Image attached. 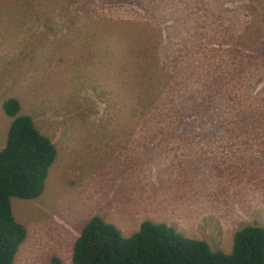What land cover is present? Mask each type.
Instances as JSON below:
<instances>
[{"label":"rangeland","instance_id":"rangeland-1","mask_svg":"<svg viewBox=\"0 0 264 264\" xmlns=\"http://www.w3.org/2000/svg\"><path fill=\"white\" fill-rule=\"evenodd\" d=\"M10 97L58 148L14 264H73L95 215L225 252L264 226V0H0V149Z\"/></svg>","mask_w":264,"mask_h":264},{"label":"trees","instance_id":"trees-1","mask_svg":"<svg viewBox=\"0 0 264 264\" xmlns=\"http://www.w3.org/2000/svg\"><path fill=\"white\" fill-rule=\"evenodd\" d=\"M18 98L4 102L12 118L6 144L0 149V264H14L28 231L12 210V198L42 195L58 156L52 138L21 113ZM73 264H264V226L249 224L236 231L229 252L206 240L185 236L173 225L145 220L125 236L100 215L83 226L73 247Z\"/></svg>","mask_w":264,"mask_h":264}]
</instances>
